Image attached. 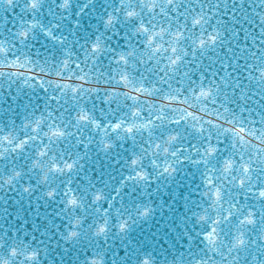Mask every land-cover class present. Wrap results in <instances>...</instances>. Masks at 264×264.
Wrapping results in <instances>:
<instances>
[{"label": "snow or ice", "instance_id": "1", "mask_svg": "<svg viewBox=\"0 0 264 264\" xmlns=\"http://www.w3.org/2000/svg\"><path fill=\"white\" fill-rule=\"evenodd\" d=\"M0 264H264V0H0Z\"/></svg>", "mask_w": 264, "mask_h": 264}]
</instances>
